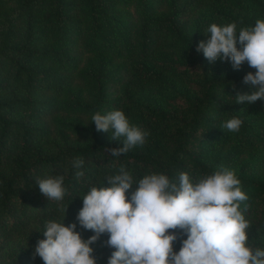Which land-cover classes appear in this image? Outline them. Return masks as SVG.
I'll return each mask as SVG.
<instances>
[{
	"label": "trees",
	"instance_id": "1",
	"mask_svg": "<svg viewBox=\"0 0 264 264\" xmlns=\"http://www.w3.org/2000/svg\"><path fill=\"white\" fill-rule=\"evenodd\" d=\"M257 20L264 0H0V264H43L33 253L49 220L75 223L84 240L94 235L76 220L82 199L121 167L133 179L129 199L149 174L178 183L187 173L196 183L233 171L248 197L239 208L247 246L264 250V100L235 98L257 89L242 82L256 69L196 51L211 24L235 22L239 32ZM95 51L96 62L84 61ZM62 106L69 117L57 122ZM114 110L149 133L119 157L107 149L124 137L91 122ZM232 117L242 120L235 133L221 128ZM50 176L64 177L61 201L39 191L36 180ZM169 233L178 252L187 234ZM108 238L90 245L96 264L115 251Z\"/></svg>",
	"mask_w": 264,
	"mask_h": 264
},
{
	"label": "clouds",
	"instance_id": "2",
	"mask_svg": "<svg viewBox=\"0 0 264 264\" xmlns=\"http://www.w3.org/2000/svg\"><path fill=\"white\" fill-rule=\"evenodd\" d=\"M204 34L210 36L207 42L197 44L196 51H202L210 63L228 60L238 70L247 61L256 69L242 82L257 89L251 94H237L236 103L264 100V20L239 32L235 22L211 24ZM91 122L97 131H111L113 139L124 137L122 147L107 149L113 157L143 145L149 135L130 126L120 110L95 113ZM241 125V119L232 117L221 128L235 133ZM83 164V159L73 161L77 169ZM76 175L83 176V172ZM63 181V176H50L38 178L36 184L49 200L61 201L66 194ZM105 183L107 186H93L87 192L76 217L79 225L94 235L84 240L75 231V223L64 226L62 222L46 221L42 232L45 238L37 241L33 258L39 256L43 264H96L90 245L107 233L106 243L115 249L108 264H264V250L247 246L246 229L250 224L239 208L248 197L233 171L204 175L196 183L187 173L179 174L178 183L164 174H149L139 180L130 199L126 194L133 189V179L123 167L119 174L105 177ZM170 229L187 234L178 252L173 251L177 236L170 234Z\"/></svg>",
	"mask_w": 264,
	"mask_h": 264
},
{
	"label": "rangeland",
	"instance_id": "3",
	"mask_svg": "<svg viewBox=\"0 0 264 264\" xmlns=\"http://www.w3.org/2000/svg\"><path fill=\"white\" fill-rule=\"evenodd\" d=\"M90 53H88V54H86L85 56H84V61H87V63H90V62H96L97 60H98V57H99V55H98V51H95V52H93L92 54H90ZM84 61H82V62H84ZM71 91H75V90H71ZM66 101H68V100H66ZM65 101V102H66ZM61 103H64V101H60ZM60 106H61V104H60ZM57 116H56V121L57 122H61V121H63V120H65V119H67L68 117H69V114H68V112H67V109L66 108H64L63 106H62V108L58 111V113L56 114ZM59 217V216H58ZM60 218V217H59ZM58 218V219H59Z\"/></svg>",
	"mask_w": 264,
	"mask_h": 264
}]
</instances>
